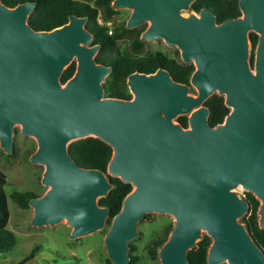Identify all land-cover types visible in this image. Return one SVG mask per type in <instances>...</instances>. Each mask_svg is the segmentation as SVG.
<instances>
[{
	"label": "water",
	"instance_id": "water-1",
	"mask_svg": "<svg viewBox=\"0 0 264 264\" xmlns=\"http://www.w3.org/2000/svg\"><path fill=\"white\" fill-rule=\"evenodd\" d=\"M190 1L110 0V9L130 10L124 27L146 21L141 40L162 39L194 66V93L158 68L128 73L126 99L104 95L112 68L94 58L99 44L87 16L68 14L60 25L34 29L27 20L35 1L0 0V150L11 152L17 129L34 141L28 161L42 167L44 190L27 201L29 226L63 222L69 240L104 230L105 258L126 264L138 222L164 215L171 227L156 264H190L186 254L203 235L205 264H264L242 221L249 203L239 194L257 201L256 224L264 230V0H237L241 15L219 24L207 10L190 11ZM254 28L261 34L253 68L261 73H250L248 62ZM213 93L229 111L211 126L203 101ZM86 137L110 148L104 170L82 167L68 153L69 143ZM109 178L130 188L108 220L109 207L98 199L113 188Z\"/></svg>",
	"mask_w": 264,
	"mask_h": 264
},
{
	"label": "trees",
	"instance_id": "trees-1",
	"mask_svg": "<svg viewBox=\"0 0 264 264\" xmlns=\"http://www.w3.org/2000/svg\"><path fill=\"white\" fill-rule=\"evenodd\" d=\"M24 1L36 2L35 7L29 14L27 20L32 28L44 30L50 29L65 22L68 14L87 16L85 27L93 34L92 43L98 42L101 46L97 58L95 59L99 61L98 57L104 56L107 50H116V41L122 36L123 27L122 23H116L111 27L106 25L107 19L111 14L115 13L109 8V0H1V2L7 6H13ZM98 18L100 19L99 21H97ZM110 59L111 60L108 63L112 66V71L108 74L103 83L105 93L106 95L113 97H126L127 92L124 79L128 73H121L124 68H126V61L117 52L110 56ZM154 61L155 57L153 54L146 55L144 58L145 63ZM73 68L74 63L72 62L62 72L60 80L64 81L65 78L72 73ZM213 114L217 115V118H219L221 113H219L218 110H214ZM210 121H212L211 118ZM182 123L185 124L184 119ZM67 150L71 158L78 165L82 167L98 168L101 170H104L105 164L110 156V148L99 139L93 137H86L73 141L68 144ZM109 180L114 184L113 188L109 190L105 197L98 199V204L109 207L108 220L118 210L121 198L130 188L129 184L122 183L117 178H109ZM5 181V175L0 171V252L10 250L15 242L13 232L6 227L8 211L6 206V196L3 190ZM36 195L37 193L32 191H13L9 194V197L17 207L28 208V199ZM248 196L249 210L247 214L243 216L242 221L245 223L246 229L254 242L264 253V230L257 227L255 219L257 201L250 194H248ZM170 227L171 225L164 229L162 236L152 238L148 241L147 252L152 259H156V248L166 238ZM208 244V237L203 235L202 239L186 254L190 264H205V252ZM128 246L130 259L126 264H134L138 258L137 256L131 255V252L134 250V245L129 241ZM35 250L36 249L31 250L29 254L16 264H21L27 261L33 256ZM105 260L107 264H110L107 259ZM156 263L157 262H153L150 264Z\"/></svg>",
	"mask_w": 264,
	"mask_h": 264
},
{
	"label": "rangeland",
	"instance_id": "rangeland-1",
	"mask_svg": "<svg viewBox=\"0 0 264 264\" xmlns=\"http://www.w3.org/2000/svg\"><path fill=\"white\" fill-rule=\"evenodd\" d=\"M120 18V15H115L111 21L118 23ZM119 43L116 42L115 49L121 51L123 46ZM33 144L32 139L16 135L10 155L0 150V171L6 178L3 186L8 211L6 227L15 237L13 247L0 252V264H16L33 249H36L33 256L21 264H107L101 246L104 230L69 240V228L63 222L53 227H31L28 225L30 208L17 207L9 197L13 191H32L38 194L44 189L38 178L41 167L30 163L26 157V151ZM169 225L171 219L168 216L154 214L145 215L138 222V236L131 240L134 245L131 255L138 257L134 264L157 262L147 252V243L152 238L162 236Z\"/></svg>",
	"mask_w": 264,
	"mask_h": 264
},
{
	"label": "flooded vegetation",
	"instance_id": "flooded-vegetation-1",
	"mask_svg": "<svg viewBox=\"0 0 264 264\" xmlns=\"http://www.w3.org/2000/svg\"><path fill=\"white\" fill-rule=\"evenodd\" d=\"M109 3H110V0H109ZM201 9L209 11L214 16V20L216 24H219L227 19H234L241 15V11L238 8L237 0H191L190 1L189 3L190 11L198 14ZM113 11L115 13L110 15V17L106 21V25L109 27L113 26L116 23H113L111 21L112 17H114L115 15L121 16L118 23H122V27H123L122 36L116 42L120 41L119 44H121L123 47L121 51L114 50L117 53H119L122 56V58H124L126 61V68H124V70L121 73H155L156 69L160 68L162 70L159 73H169V75L175 82L186 85L189 89V92L194 93V90L191 87L190 82H189L190 75L191 73H193V69H194L193 63L191 61H187V62L183 61L180 56L178 48H176L175 46H168L167 44L164 43L162 39H159L157 41H152V42L141 40L140 33L146 28L147 26L146 21L140 23L139 25L132 26L130 28L124 27V24L130 14L129 9L124 8V9L113 10ZM179 14L180 16L184 15L185 14L184 10L181 9ZM260 19H263L261 24L264 26V16ZM260 34L261 32L255 28L250 29L247 32L248 43H249L248 62L250 66V73H261V71H255L253 68L254 60L259 55ZM94 43H98V42H94ZM98 44H99V48L94 58H97L98 52L101 47L100 43ZM114 51L107 50L104 56L98 57L99 61L95 59L96 62L103 64V65L111 66L108 62H110L111 60L110 56L116 54V52ZM149 54L154 55L155 61L145 63L144 58L146 55H149ZM126 92H127V96L122 97V98L127 99L130 97V94L127 88H126ZM104 95H106L105 90H104ZM203 105L209 109L208 123L211 126L222 122L224 116L229 111V108L226 107L223 102V97L218 96L215 93L208 96L203 101ZM214 110H218V112L221 113L219 118H217V115L213 114ZM210 118L212 121H210ZM183 119L185 121V124L182 123ZM176 120L180 122L182 126H186V120H187L186 115H180L176 118ZM16 135H18L17 129H15V133L13 136L12 150L14 148V138ZM34 147H35V144H33V147L31 149L28 148V150L26 151L27 152L26 157H28V155L34 150ZM10 153L8 155H10ZM41 170H42V167H41ZM40 173H39V177H40ZM41 193H38L37 195ZM239 194L246 200L247 198H249L248 196L249 193L247 192L240 191Z\"/></svg>",
	"mask_w": 264,
	"mask_h": 264
},
{
	"label": "built area",
	"instance_id": "built-area-1",
	"mask_svg": "<svg viewBox=\"0 0 264 264\" xmlns=\"http://www.w3.org/2000/svg\"><path fill=\"white\" fill-rule=\"evenodd\" d=\"M239 193H240V191H239Z\"/></svg>",
	"mask_w": 264,
	"mask_h": 264
},
{
	"label": "crops",
	"instance_id": "crops-1",
	"mask_svg": "<svg viewBox=\"0 0 264 264\" xmlns=\"http://www.w3.org/2000/svg\"><path fill=\"white\" fill-rule=\"evenodd\" d=\"M26 262V261H25Z\"/></svg>",
	"mask_w": 264,
	"mask_h": 264
}]
</instances>
